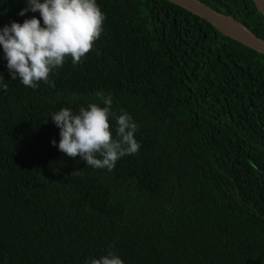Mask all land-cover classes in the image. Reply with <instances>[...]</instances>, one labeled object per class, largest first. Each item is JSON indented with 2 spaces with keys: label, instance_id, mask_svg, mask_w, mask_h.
Masks as SVG:
<instances>
[{
  "label": "trees",
  "instance_id": "trees-1",
  "mask_svg": "<svg viewBox=\"0 0 264 264\" xmlns=\"http://www.w3.org/2000/svg\"><path fill=\"white\" fill-rule=\"evenodd\" d=\"M202 1L264 40L253 0ZM97 3L101 37L54 88L12 80L0 46V264H264V55L167 0ZM25 7L0 0V28ZM97 91L138 124L111 171L59 151L51 119Z\"/></svg>",
  "mask_w": 264,
  "mask_h": 264
},
{
  "label": "clouds",
  "instance_id": "clouds-1",
  "mask_svg": "<svg viewBox=\"0 0 264 264\" xmlns=\"http://www.w3.org/2000/svg\"><path fill=\"white\" fill-rule=\"evenodd\" d=\"M39 12L23 23L11 22L0 28V46L12 80L26 87L37 88L40 82L55 87L50 77L64 66L67 58L73 65L80 64L94 50L103 33L106 19L97 0H26V7L19 15ZM41 19L43 24H41ZM8 84L0 74V91H7ZM98 102L80 107L77 114L67 107L51 115L59 128L58 149L70 158L79 156L88 166L111 171L125 155L136 154L140 149L135 139L138 124L124 109L112 111L111 94L95 93ZM116 122L115 137L111 120ZM57 146L56 141H52ZM249 165L256 171L257 166ZM74 172L73 174H75ZM86 264H124L111 249L106 255L92 258Z\"/></svg>",
  "mask_w": 264,
  "mask_h": 264
},
{
  "label": "water",
  "instance_id": "water-1",
  "mask_svg": "<svg viewBox=\"0 0 264 264\" xmlns=\"http://www.w3.org/2000/svg\"><path fill=\"white\" fill-rule=\"evenodd\" d=\"M198 16L215 28L221 36L243 47L264 55V40L254 35L231 15L219 12L202 0H167ZM256 9L264 17V0H253Z\"/></svg>",
  "mask_w": 264,
  "mask_h": 264
}]
</instances>
